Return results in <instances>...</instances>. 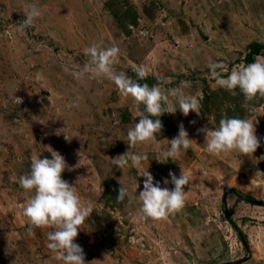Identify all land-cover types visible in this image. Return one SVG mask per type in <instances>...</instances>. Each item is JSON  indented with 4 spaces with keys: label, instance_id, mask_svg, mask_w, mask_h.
Returning a JSON list of instances; mask_svg holds the SVG:
<instances>
[{
    "label": "rangeland",
    "instance_id": "obj_1",
    "mask_svg": "<svg viewBox=\"0 0 264 264\" xmlns=\"http://www.w3.org/2000/svg\"><path fill=\"white\" fill-rule=\"evenodd\" d=\"M26 3L41 16L18 32ZM100 41L121 49L118 72L137 79V66L147 70L141 84L190 82L184 92L199 100L200 115L171 114L162 147L180 124L193 142L166 172L112 162L127 151L144 154L145 144H127L137 122H121L129 98L113 82L73 75L88 60L84 49ZM257 58L264 59V0H0V264H63L47 247L50 229L28 224L19 207L29 194L18 178L33 156L51 158L46 147L71 169L62 179L94 205L74 241L85 264H264V206L248 202H264V97L232 95L209 68L223 62L230 72ZM224 116L255 123L261 144L251 156L207 151L198 130H215ZM147 169L170 190V171L188 177L181 212L139 220L138 199L117 200L120 183L134 193L136 181L139 195Z\"/></svg>",
    "mask_w": 264,
    "mask_h": 264
},
{
    "label": "clouds",
    "instance_id": "obj_2",
    "mask_svg": "<svg viewBox=\"0 0 264 264\" xmlns=\"http://www.w3.org/2000/svg\"><path fill=\"white\" fill-rule=\"evenodd\" d=\"M25 9L24 19L16 26L18 32H23L41 16V10L35 4L26 3ZM84 53L88 60L73 73L74 77L105 78L113 82L124 98L132 99L137 109L138 122L127 132V144L130 147L156 142L157 134L163 127L159 117L166 113L174 114L179 110L184 116L189 112L200 115L199 100L184 92V88L188 87L190 82L182 81L180 86L174 89H164L160 82L152 86L147 83L141 84L138 81L146 79L147 70L143 66H137L134 69L137 79L129 77L122 71L118 72L115 65L119 63L121 49L118 46L104 47L103 41L86 47ZM209 68L217 85L232 95L239 89L248 101L257 96L264 97V59L257 58L254 62L239 65L230 72L223 62H211ZM14 99L18 105L22 103L20 98ZM198 132L207 138V151L214 154L236 151L241 155L251 156L261 144L260 138L256 135L255 123L246 118L224 116L215 130L203 127ZM192 142L183 124H180L177 136L168 141L169 148L160 155L164 160L176 157L187 150ZM46 148L50 151L51 158L33 156L30 171L18 178L19 185L26 194H29L26 203L19 207L22 208V215L28 224L50 229L47 233V247L57 260L63 264H85L84 251L74 241L94 205L91 201L83 203L75 183L69 184L62 179L61 174L68 169L64 157L51 147ZM146 159V154L127 151L111 160L116 167L123 169L129 167V161L140 166ZM141 176L144 182L139 195L136 194L139 185L135 181L134 193H130L128 188L120 183L117 196L119 201L126 197L130 203L139 200L140 207L137 213L139 220L148 218L166 220L171 214L184 209L186 204L184 189L188 184V177L185 174L181 172L177 176L171 171L168 173L169 178L164 179L163 184L171 183L173 185L171 190L168 187H161L160 182H154L148 169L143 171ZM29 235L34 233L29 231ZM88 264H93V261Z\"/></svg>",
    "mask_w": 264,
    "mask_h": 264
},
{
    "label": "crops",
    "instance_id": "obj_3",
    "mask_svg": "<svg viewBox=\"0 0 264 264\" xmlns=\"http://www.w3.org/2000/svg\"><path fill=\"white\" fill-rule=\"evenodd\" d=\"M143 106H141L142 108ZM125 112L120 115V120L122 123L129 121L138 122L139 117L137 116V109L133 104L132 99L129 97L125 106ZM155 119V117H153ZM163 127L159 134H157V141L150 142L145 144L143 150L144 154L147 155V159L144 160L152 165L156 170V173L166 172L169 167L173 164L172 160L169 158L164 160L161 157V152L164 151L162 145L172 136L173 133V125H172V117L171 114H164L159 117ZM156 165L160 168L158 169Z\"/></svg>",
    "mask_w": 264,
    "mask_h": 264
},
{
    "label": "water",
    "instance_id": "obj_4",
    "mask_svg": "<svg viewBox=\"0 0 264 264\" xmlns=\"http://www.w3.org/2000/svg\"><path fill=\"white\" fill-rule=\"evenodd\" d=\"M224 199L222 198V201ZM249 203H252V204H255V205H258V206H264V202H258V201H254V200H248ZM240 237V236H239ZM241 238V237H240Z\"/></svg>",
    "mask_w": 264,
    "mask_h": 264
}]
</instances>
